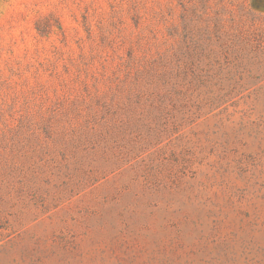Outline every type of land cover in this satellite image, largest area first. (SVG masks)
Returning <instances> with one entry per match:
<instances>
[{"label":"rangeland","instance_id":"1","mask_svg":"<svg viewBox=\"0 0 264 264\" xmlns=\"http://www.w3.org/2000/svg\"><path fill=\"white\" fill-rule=\"evenodd\" d=\"M0 264H264V0H0Z\"/></svg>","mask_w":264,"mask_h":264}]
</instances>
